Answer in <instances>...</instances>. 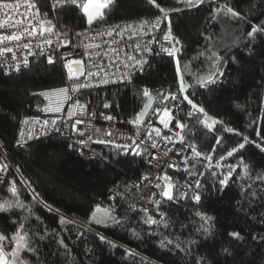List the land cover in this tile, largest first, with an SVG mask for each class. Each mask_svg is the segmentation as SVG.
<instances>
[{
    "label": "trees",
    "instance_id": "1",
    "mask_svg": "<svg viewBox=\"0 0 264 264\" xmlns=\"http://www.w3.org/2000/svg\"><path fill=\"white\" fill-rule=\"evenodd\" d=\"M176 1L182 6L172 7V0H155V5L170 12L172 30L181 43L178 58H155L151 68L135 75L124 85L122 95L108 105L117 116L134 119L146 102L144 89L155 94L177 91L181 76L189 84L188 92L181 93L182 103L169 119L185 125L180 128L184 141L202 155L194 157L189 147V170L185 176L173 173V199L160 200L165 216L157 225L146 224V213L134 207L143 189L127 187L117 203L107 197L112 185L142 176L149 168L145 145L165 137L167 130L156 136L154 128L141 129L140 154L128 156L114 151L113 161L80 154L67 139L56 135L17 147L21 119L38 114L42 106L38 92L63 84L64 73L61 66L46 58L35 59L17 74L0 70V137L11 162L8 179L0 186V203L14 205L7 212L0 211V234L6 237L2 243L11 261L264 264V0ZM38 3L42 11L53 13L58 27L66 30L150 18L160 12L151 0H112L102 19L89 24L82 7L63 6L53 11L50 0ZM221 5L224 10L215 13L214 9ZM228 7L239 16L226 13ZM253 27L258 31L249 36ZM214 54L221 59L215 61ZM209 76L214 82L197 83ZM184 95L217 123L208 128L201 125L204 113L189 116L193 109ZM244 137L249 141L245 147L227 156V152L244 143ZM208 155L211 161L206 159ZM222 156L226 159L221 160ZM227 165L236 167L222 187L219 181L228 171ZM12 181L15 194L11 192ZM184 186L189 187V192L181 197ZM196 192L200 194L199 202L191 199ZM17 201L22 208L15 206ZM113 209H117L116 214ZM94 213L96 219L105 222L92 221ZM201 216L209 218L206 223ZM111 217L120 222L113 223ZM21 224L20 234H27L34 251L21 250L12 257L17 248L12 237ZM230 233H239L241 239ZM101 236L105 239L101 240ZM165 238L166 245L167 240L172 244L161 247ZM176 244L180 247L176 248Z\"/></svg>",
    "mask_w": 264,
    "mask_h": 264
},
{
    "label": "built area",
    "instance_id": "2",
    "mask_svg": "<svg viewBox=\"0 0 264 264\" xmlns=\"http://www.w3.org/2000/svg\"><path fill=\"white\" fill-rule=\"evenodd\" d=\"M9 2L14 4L15 10L10 19L4 15L7 9L0 10V21L8 19V23L0 28V35L15 34L21 39L0 42V50L12 49L11 52L0 51V70L6 74H17L29 67L35 59L49 60L51 57L53 63L61 66L64 73L63 84L38 92L43 100L40 111L38 114L24 116L21 119L16 146L24 147L35 139L56 135L67 139L80 154L113 161L114 151L119 150L131 156L141 148L143 145L141 129L159 128L161 132L167 130L169 134L166 136L171 138V142L162 138L152 140L145 145L149 168L142 173V176L138 180L117 182L110 187L107 197L111 202L117 203L127 187L138 191L143 189L134 207L143 212L147 209L145 212L147 216L161 221L160 213L163 211L160 205L157 207L153 201L164 198L161 196L165 186L163 177L166 174L171 178L168 182L174 185L173 173L185 176L191 161L189 145L185 141L183 145L179 142L182 134L177 126L178 121L166 118L171 121L168 128H164L159 122V117L164 115L165 108L170 109L171 115L173 110L182 103V92L180 90L164 92L162 96H158L147 119L139 125L131 123L135 118L117 116L108 109V105L114 98L122 95L124 85L135 75L149 70L155 58L164 56L178 58L181 43H176L178 38L172 30L171 22L170 38L164 39L165 34L169 32L170 12L164 9L168 12L167 17L160 11L159 14L150 18L101 22L84 28L66 30L54 23L53 13L40 9L38 0H9ZM86 2L87 0H76L73 4L72 0H50L53 11L63 6L82 7ZM33 4L35 7H30ZM17 20L20 23L12 27V22ZM32 26H35V35L28 34L33 30ZM25 28L28 29L27 32ZM172 47L178 49L172 56L162 50ZM149 48L151 51L147 50ZM25 60L27 64L24 63ZM77 60L82 61L85 74L78 79L75 77L70 79L69 67ZM138 60L145 63L137 64ZM70 61L72 63H69ZM89 72L93 75L89 76L87 74ZM82 84H86L87 87L77 88V85ZM64 88L68 89L67 94L58 91ZM74 88L77 90H73ZM149 94L155 93L149 91ZM169 94H174L175 100L171 96L168 100L163 99ZM77 101L79 105L85 106L83 110L74 107ZM56 107H60L61 111L52 110ZM156 109H160V112L157 113ZM69 113H75V115L70 117ZM105 117H112V119H105ZM77 119L82 123L73 129L72 125ZM44 121H48V124L45 125ZM53 121H55L54 124ZM202 121L201 125L205 126ZM21 132L24 134L23 139H21ZM81 140L85 143L81 144ZM133 140L135 144L127 152L115 146L128 145ZM18 141L20 142L17 143ZM154 143L155 148L152 147ZM136 145H139V148ZM0 163L7 165V171L0 174L1 186L6 183L11 168L1 137ZM157 184L161 185V188H156ZM182 192L188 193L189 187L184 186L179 193L181 197H186L181 195ZM153 193L156 195L153 196ZM99 202L102 203L103 200ZM112 211L116 214L117 209Z\"/></svg>",
    "mask_w": 264,
    "mask_h": 264
},
{
    "label": "snow or ice",
    "instance_id": "3",
    "mask_svg": "<svg viewBox=\"0 0 264 264\" xmlns=\"http://www.w3.org/2000/svg\"><path fill=\"white\" fill-rule=\"evenodd\" d=\"M151 2L155 5V0H151ZM72 3L75 4V3H76V0H72ZM89 3H91V0H89ZM197 3H203V0H197ZM155 6H156L157 8H159L161 12L164 13V16H165V17L168 16V12H167L166 10H164L163 8H160L159 5H155ZM30 7H33V8H34L35 5H34V4H33V5H30ZM82 7L84 8V12H85V14L87 15L88 23H89V24H91V23L93 22V19H94V18H96V19H102V14H101V13H98L96 17H93V15L88 11V6H87V5H82ZM102 7H107V5H106V4H105V5H102ZM224 8H225V6H224V5H221L219 8L214 9V12H215V13H219V12L223 11ZM3 9H7V10H8L7 12L4 13V15H5V17H7L8 19H10V18L12 17L13 11L15 10V9H14V4L11 3V2H9V0H0V10H3ZM226 13H231L233 16H237V17L239 16V13H238V12H235V10L232 9V8H230V7H228V8L226 9ZM17 15H20V14L17 13ZM8 19H5V20H3V21H0V28H3V27L8 23ZM213 19H215V16H213ZM19 23H20V21H18V20H17V21H13L11 26H12V27H15V26H16L17 24H19ZM32 27H33V30H32L31 32L28 33L29 35H35V34H36L35 26H32ZM25 31L27 32L28 29L25 28ZM45 31H50V29H45ZM257 31H258L257 27H253V28H252V31L249 32L248 35H249V36H252V35H253L254 33H256ZM261 31H264V30H261ZM169 38H170V21H169V32L166 33L165 36H164V39H165V40H169ZM19 39H21V37L18 36V35H15V34H13V35H0V42H2V41H4V40H19ZM49 43H51V41H49ZM176 43H179V41L177 40ZM137 47H139V45H137ZM147 50H148V51H151L150 48L147 49ZM162 50L165 51V52H167L168 55L172 56V55L175 54V52H176L178 49H176L175 47H172V48H164V49H162ZM0 51L11 52L12 49H10V48H4V49H2V50H0ZM220 59H221V58H220L219 56H215V54H214V60H215V61H219ZM24 63L27 64V60H25ZM49 63H53V60L51 59V57H49ZM69 63H72V62L70 61ZM74 63H75L77 66H79V65L82 64V61L77 60V61H75ZM141 63H145V62H144V61H139V60L137 61V64H141ZM177 70L179 71V62H178V61H177ZM84 74H85V73L83 72V70H79V71H77V72H73L72 69H71V67H69V78H70V79H72V78H74V77L82 76V75H84ZM87 74H88L89 76H92V75H93V73H91V72H89V73H87ZM206 81H207V82H214L213 77H212V76H209V77H207V78H201V79L197 80V83L203 85V84H205ZM79 87H87V85H86V84L77 85V88H79ZM187 87H188V86L185 85V83H184V81H183V77L181 76V77H180V89H179L180 92H182V93H183V92H186ZM73 90H77V89L74 88ZM58 91L67 94L68 89H67V88H64V89H60V90H58ZM143 94H144L145 97H148L149 100L152 99L151 96H150V94H149V91H148L147 89H144ZM169 96H171V98H172L173 100H175V98H176L174 94H169V95H165V96L163 97V99H164V100H168V99H169ZM66 98H67V97H66ZM183 99L186 100L187 103H188L189 105H191V107H192V109H193V111H190V112L188 113L189 116H192V115H193L194 113H196V112H198V113H204V115H205L206 118H205L204 121H202V123H204L205 126H207L208 128L213 127V125H214L215 123H217V121L214 120V119H211V122H209V121H210V118H207V114L204 112V109H203L202 107H199L198 105H195V104L193 103V101L190 100V99L187 97V95H184V96H183ZM74 107H79L81 110H83L85 106H83V105H79V102L77 101L76 104L74 105ZM105 107H107V105H105ZM148 108H149V104H145V105H144V108H143V109L137 114L136 118H135L134 120H132L131 123L134 124V125H139V124H141V123L143 122V119H142V118L147 114V109H148ZM52 110H54V111H56V112H59V111H61V108H60V107H56L55 109H52ZM156 112L159 113V112H160V109H156ZM73 115H75V113H69V116H70V117L73 116ZM168 116H170V109L165 108V109H164V115L161 116V117H159V122L164 126V128H168V127H169V124H170V122H171L169 119H166V118H165V117H168ZM105 119H109V120H110V119H112V117H105ZM52 123L54 124L55 121H53ZM80 123H82V121L79 120V119H77V120L73 123V125H72L73 129H75V128H76V125H78V124H80ZM44 124H45V125L48 124V121H44ZM177 126H178L179 128H181V129H183V128L185 127V125L180 124V123H178ZM227 130H228L229 132L233 131V129H227ZM138 134H139V132L137 131V135H138ZM155 134H156V136H160V135H161V133H160V129H159V128L155 129ZM20 135H21V139H23V135H24L23 132H21ZM149 136H151V132H149ZM29 139H31V135H29ZM89 139H91V137H89ZM163 139L166 140V141L171 142V138H170V137L165 136V137H163ZM19 142H20V141H18L17 143H19ZM99 142L103 143L104 141H99ZM179 142H180L181 145H183V143H184V138H183L182 136L179 137ZM248 142H249V141H248V138H247V137H244V143L239 144L237 148H233V149H231V151L227 152V156H232L233 153H235V152L238 151V149H242V148H244V147H245V143H248ZM80 143H81V144H84L85 141H84V140H81ZM110 143H111V142H110ZM217 143H219V140H217ZM134 144H135V140H133L132 143H131V144H128V145H120V144H117V145H115V146H116V148H118V149H122L123 151L127 152L128 149L131 148L132 145H134ZM136 147L139 148V145H136ZM152 147H153V148L156 147L155 143L152 145ZM188 147H191V149H192V155H193L194 157H200V156L202 155V153H200L199 151H197L196 148H195L194 146L189 145ZM169 150H170V149H169ZM213 150H214V149H213ZM181 151H182V149H181ZM136 154L139 155L140 153L137 152ZM206 159L209 160V161H211V160H212V156H211V155H208V156L206 157ZM220 159H221V160H224V159H226V157L222 156V157H220ZM217 163H218V166H219V162H217ZM209 166H211V165H209ZM226 167H227L228 171L224 174V178L221 179V180L219 181V183H220V185H221L222 187L225 186V185L227 184L228 179L231 177L232 172H233V170H234V168H235L236 166H233V165H227ZM244 167H245V172L247 173V165H245ZM6 171H7V165H6V164H3V163H0V174L4 173V172H6ZM189 174L191 175V173H189ZM143 179H147V177H143ZM163 179H164V181H165V186H164V188H163L162 191H161V196L164 197V198H167L168 200H172V199H173V191H172V190H173L174 185H173L172 183L168 182V181H170L171 178L168 177L166 174H165V176L163 177ZM11 183H12V185H13V187L11 188V192H12L13 194H15V193H16V189H15V187H14L15 182L12 181ZM155 187H156V188H161V185L157 184V185H155ZM189 187H192V185H189ZM195 187H196L197 189L200 187L199 181L196 182ZM152 195L155 196L156 194L153 193ZM181 195H182V196H187V193H183V192H182ZM191 199H193V200L199 202V200H200V194H199V192H196V194L193 195V196L191 197ZM153 202L157 205V207H159V205H160V201H159V200H154ZM13 206H14V205H13L11 202L0 203V211H2V212H7V211H9ZM15 206H16V207H21V208H22V207H23V204L20 203L19 201H17V203L15 204ZM97 211H99V208H97ZM144 211L147 212V209H144ZM106 215H108V214L106 213ZM198 215H199V214H198ZM160 216H161V221H157V220H156L154 217H152V216H147V218L145 219L144 222H145L146 224L157 225V224L163 222V218H164L165 214H164V213H160ZM111 219H112L113 223H119V222H120V221L117 220L115 217H111ZM208 219H209V218H207V217H205V216H201V220H202V221H205V223L207 222ZM91 220L94 221V222L97 223V224H99V223H104V222H105V221H103V220H101V219H96L95 213L92 215ZM22 229H23V224H21V225L19 226V230H18L17 233L12 237V239L16 242V245H17V248L14 249L13 252L11 253L12 257H16L17 254H18V252L21 251V250H25V249H26L27 251H30V252H31V251H34L32 248L29 247V244H28V241H27V234H26V233H25L24 235H21V234H20V230H22ZM205 231H207V229H205ZM230 236H232V237H234V238H237V239H241L239 233H230ZM5 239H6V237H4L3 234H0V264H16L15 259H13L12 261H9V260L6 258L5 253L3 252V245H2V242H3ZM100 239H101V240H104L105 238H104L103 236H101ZM165 241H166V238L161 240V245H160L161 247H166L167 245L172 244V241L167 240V245H166ZM61 243H63L62 240H61ZM65 247H66V246H65ZM175 247H176V248H179L180 245H179V244H176Z\"/></svg>",
    "mask_w": 264,
    "mask_h": 264
},
{
    "label": "rangeland",
    "instance_id": "4",
    "mask_svg": "<svg viewBox=\"0 0 264 264\" xmlns=\"http://www.w3.org/2000/svg\"><path fill=\"white\" fill-rule=\"evenodd\" d=\"M111 1L112 0H91V3H89V0H87V2L84 5H87L88 6V11L93 15V17H96L98 13H101L102 14V17H103L104 16V13H105V10L109 6V4H110ZM105 4L107 5V7H102V5H105ZM230 4L232 6L233 2H230ZM181 6H182V4L180 2H178L176 0H172V7L179 8ZM82 10L84 11V8L83 7H82ZM96 20H98V19L94 18L93 19V22H95ZM165 118H167V117H165ZM2 245H3V252L5 253L6 258L9 261H11V258L8 255V252H7L6 248H5V245L3 243H2Z\"/></svg>",
    "mask_w": 264,
    "mask_h": 264
},
{
    "label": "water",
    "instance_id": "5",
    "mask_svg": "<svg viewBox=\"0 0 264 264\" xmlns=\"http://www.w3.org/2000/svg\"><path fill=\"white\" fill-rule=\"evenodd\" d=\"M71 69L74 71V72H77V71H79V70H83V67H82V64L81 65H79V66H77L75 63H73V64H71ZM81 76H78V77H75V78H80ZM185 85H187L188 87H187V90H186V92H183L184 94H186L187 92H188V89H189V84L188 83H185ZM164 94V92H160V93H158V94H150V96H151V100H149V98L148 97H146V102H145V104H149V108L147 109V114L142 118L143 119V122L147 119V117H148V115H149V113H150V111H151V108H152V106H153V104H154V102L156 101V99L158 98V96H162ZM144 104V105H145ZM143 108H144V106H143ZM142 108V109H143Z\"/></svg>",
    "mask_w": 264,
    "mask_h": 264
},
{
    "label": "crops",
    "instance_id": "6",
    "mask_svg": "<svg viewBox=\"0 0 264 264\" xmlns=\"http://www.w3.org/2000/svg\"><path fill=\"white\" fill-rule=\"evenodd\" d=\"M167 118H169V117H167Z\"/></svg>",
    "mask_w": 264,
    "mask_h": 264
}]
</instances>
